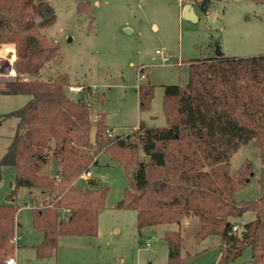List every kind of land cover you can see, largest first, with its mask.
Here are the masks:
<instances>
[{"label":"trees","instance_id":"trees-1","mask_svg":"<svg viewBox=\"0 0 264 264\" xmlns=\"http://www.w3.org/2000/svg\"><path fill=\"white\" fill-rule=\"evenodd\" d=\"M222 1L197 4L207 14L212 2ZM246 1L264 5V0ZM90 8L83 0L76 11L88 14ZM54 20L46 2L0 0V45L13 46L15 55L14 78L0 84V93L30 97L9 114L17 118L16 130L0 160V167L13 170L10 191L0 205V264L12 250L19 225V188L31 194L53 192L51 202L31 208L32 227L42 237L34 247L38 259L51 257L62 236H97L108 188L81 175L97 164L100 154L123 169L127 186L115 208L134 211L138 230L178 226L195 217V241L220 238L217 264L235 262L245 249L250 257L240 264H264V54L189 60L187 84L164 87L165 126L140 121L128 134L109 138L105 114L99 113L91 136L90 105L85 102L89 88L81 87L76 92L80 96L72 98L68 92L75 85L66 73L39 79L41 71L59 64L58 44L44 35ZM152 95L150 84L137 86L140 111L149 108ZM249 143L260 153L259 192L252 200H237L234 194L249 182V174L245 167L230 174L229 160ZM247 212L253 219L239 233L233 231L234 220ZM162 238L166 264H183L194 256L180 255L179 231L166 230Z\"/></svg>","mask_w":264,"mask_h":264},{"label":"rangeland","instance_id":"rangeland-1","mask_svg":"<svg viewBox=\"0 0 264 264\" xmlns=\"http://www.w3.org/2000/svg\"><path fill=\"white\" fill-rule=\"evenodd\" d=\"M79 1L83 0H36L46 2L53 10L54 23L44 35L58 44L60 54L59 64L41 71L39 79L66 73L73 85L89 88L91 95L85 102L90 105L91 136L99 113L105 114V123L113 136L128 134L140 121L149 127L165 126L164 87L185 86L189 77L187 62L213 57L216 46L222 57L264 54L263 4L246 0L212 2L208 13L203 14L198 0H84L90 3V11L79 14ZM185 2L193 6L195 21L183 17L181 6ZM9 47L2 46L0 66L14 59L13 46ZM163 58L168 60L163 62ZM146 83L152 86L153 95L149 108L140 111L137 86ZM71 90L70 97L80 96ZM29 98L0 93V160L16 130L17 118L9 114L23 107ZM244 167L249 182L234 197L252 200L259 192L261 163L259 150L251 143L242 145L229 160L230 174H239ZM46 169L50 174V163ZM12 178L11 167H0V205L10 191ZM90 178L108 188L96 237L62 236L51 257L38 259L34 247L42 237L32 227L28 206L51 202L53 192L40 194L34 190L31 194L29 189L19 188L15 196L19 208L15 233L18 243L11 242L12 250L5 260L13 258L17 264H166L167 244L162 236L170 230L179 231L180 255H194L183 264H217L220 238L209 236L195 241L193 235L199 225L195 217L183 219L178 226L155 225L138 230L134 211L116 209L127 177L121 167L111 164L106 154L98 156ZM77 185L83 188L84 182ZM253 217V213L247 212L234 220L238 233ZM249 257L250 250L245 249L231 264H240Z\"/></svg>","mask_w":264,"mask_h":264},{"label":"built area","instance_id":"built-area-1","mask_svg":"<svg viewBox=\"0 0 264 264\" xmlns=\"http://www.w3.org/2000/svg\"><path fill=\"white\" fill-rule=\"evenodd\" d=\"M0 47L2 48V46H0ZM167 60H168L167 58H163V62H166ZM10 61L4 62L5 65L0 66V82L10 81V80H12L14 78V77L12 78L11 74H10L11 73L12 64H14V59L12 60V62H10ZM81 89L82 88L80 86L72 87V90L74 92H80ZM106 135L109 138H111L113 136L112 133L109 130H107ZM89 175H90V173L86 172V173H83L81 175V177L85 178V177H89ZM28 208H30V205L28 206ZM233 231H237V227L236 226L233 227ZM12 242H17L18 243V237H16V234L14 235V237L12 239ZM3 264H17V263L13 260V258H9V259L4 260Z\"/></svg>","mask_w":264,"mask_h":264},{"label":"water","instance_id":"water-1","mask_svg":"<svg viewBox=\"0 0 264 264\" xmlns=\"http://www.w3.org/2000/svg\"><path fill=\"white\" fill-rule=\"evenodd\" d=\"M182 14H183V17L189 21H195L196 20V15L194 14L193 7L190 4H186L184 6V10H183ZM214 56H216V57L221 56L218 46L215 47Z\"/></svg>","mask_w":264,"mask_h":264},{"label":"crops","instance_id":"crops-1","mask_svg":"<svg viewBox=\"0 0 264 264\" xmlns=\"http://www.w3.org/2000/svg\"><path fill=\"white\" fill-rule=\"evenodd\" d=\"M186 4H189V3H187V2H185V4H183L182 6H181V9H182V7H184ZM191 5V4H190ZM192 6V5H191ZM193 7V6H192ZM3 46V45H2ZM5 46H10L11 47V45H5ZM9 47V48H10ZM2 52H3V48H0V55L2 54ZM14 52V51H13ZM4 53H6V52H4ZM14 59H15V55H14ZM14 66V64H12V68H11V77L13 78L14 77V75H15V67H13ZM11 78V79H12ZM97 162H98V160H97ZM90 174H91V170H90V172H89ZM90 176V175H89ZM34 193V190L32 191V194ZM40 193V192H39ZM41 194V193H40ZM32 198V197H31ZM32 199H35V198H32ZM29 205V204H28ZM27 205V206H28ZM35 205V202L32 204V205H30L31 206V208L33 207ZM19 212V211H18ZM17 222V221H16ZM18 223V222H17ZM186 225H188V222H186ZM18 228V227H17ZM17 228H16V231H17ZM18 248V247H17Z\"/></svg>","mask_w":264,"mask_h":264}]
</instances>
